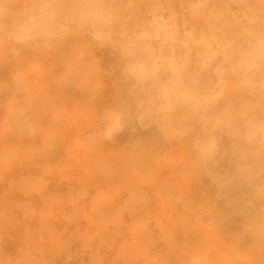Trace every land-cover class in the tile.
<instances>
[{"label": "rangeland", "instance_id": "rangeland-1", "mask_svg": "<svg viewBox=\"0 0 264 264\" xmlns=\"http://www.w3.org/2000/svg\"><path fill=\"white\" fill-rule=\"evenodd\" d=\"M124 2L132 22L149 4ZM16 7L0 0L2 14ZM222 87V107L243 97L264 111L241 80ZM122 103L129 126L109 138L103 114ZM212 138L204 157L193 133L136 124L114 50L83 36L21 46L0 32V264H264V137L237 121Z\"/></svg>", "mask_w": 264, "mask_h": 264}, {"label": "clouds", "instance_id": "clouds-1", "mask_svg": "<svg viewBox=\"0 0 264 264\" xmlns=\"http://www.w3.org/2000/svg\"><path fill=\"white\" fill-rule=\"evenodd\" d=\"M189 15L200 22L192 24ZM0 32L21 46L83 36L114 50L136 124L193 133L204 157L215 149L212 133L237 121L247 139L264 137V111L251 100L220 103L232 78L248 96L259 91L264 99V11L246 0L219 10L207 0L179 9L173 0H149L134 22L124 0H17L14 11L0 13ZM102 120L109 138L123 132L130 122L126 103L106 109Z\"/></svg>", "mask_w": 264, "mask_h": 264}, {"label": "bare ground", "instance_id": "bare-ground-1", "mask_svg": "<svg viewBox=\"0 0 264 264\" xmlns=\"http://www.w3.org/2000/svg\"><path fill=\"white\" fill-rule=\"evenodd\" d=\"M23 87V86H22ZM23 108V107H22ZM15 110V109H14ZM19 112V111H18ZM22 113V112H21ZM20 113V114H21ZM18 115V114H17ZM23 116V115H22ZM25 116H27V115H25ZM24 118V117H23ZM26 118V117H25ZM23 119V120H26V119ZM28 118V117H27ZM35 131H36V128H35ZM98 146V145H97ZM82 161V160H81ZM99 162V161H98ZM61 163V162H60ZM75 163H76V161H75ZM78 163H80V162H78ZM75 165V164H74ZM71 166V165H70ZM79 165H77V167H78ZM80 168H81V166H79ZM82 171H83V169H81ZM75 171V170H74ZM67 173V172H66ZM76 174H77V171L75 172ZM75 173H74V175H75ZM87 173V172H86ZM86 173H83V174H86ZM71 174V173H70ZM59 175H60V173H59ZM26 176H29V175H26ZM67 176V175H66ZM76 176V175H75ZM87 178H89V177H87ZM78 179V178H77ZM85 179V178H84ZM63 180V179H62ZM87 180V179H86ZM89 180V179H88ZM78 181V180H77ZM62 182V181H61ZM67 182V181H66ZM103 184V183H102ZM59 188V187H58ZM57 190V189H56ZM55 191V190H54ZM61 192V191H60ZM56 193V192H55ZM63 194V193H62ZM31 197V196H30ZM49 197V196H48ZM34 200V199H33ZM39 201V200H38ZM37 201V202H38ZM152 201V200H151ZM48 202V201H47ZM85 203V202H84ZM99 208V207H98ZM3 207L1 206V208H0V210H1V213H0V224H1V222H2V220H3V218H2V216H3V213H4V211H3ZM43 211H45V210H43ZM72 211V210H71ZM39 214V213H38ZM100 216H101V214H100ZM39 219V218H38ZM87 220V219H86ZM98 220V219H97ZM32 222H33V220H32ZM28 225V224H27ZM1 226V225H0ZM3 226V225H2ZM60 226V225H59ZM93 227V226H92ZM2 228V227H1ZM95 228V227H94ZM92 231V230H91ZM28 234V233H27ZM26 235V234H25ZM80 236V235H79ZM94 239V238H93ZM24 240V239H23ZM22 241V240H21ZM24 243V242H23ZM79 243H81V241L79 242ZM9 244V243H8ZM41 244V243H40ZM47 245V244H46ZM16 246V245H15ZM45 246V245H44ZM60 247V246H59ZM58 247V248H59ZM56 248V247H55ZM61 249H62V247H61ZM84 251V250H83ZM18 252V251H17ZM38 263V262H37Z\"/></svg>", "mask_w": 264, "mask_h": 264}]
</instances>
